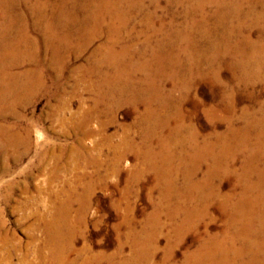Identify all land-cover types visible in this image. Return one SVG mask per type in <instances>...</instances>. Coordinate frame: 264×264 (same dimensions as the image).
Instances as JSON below:
<instances>
[{
  "label": "rangeland",
  "instance_id": "374dc122",
  "mask_svg": "<svg viewBox=\"0 0 264 264\" xmlns=\"http://www.w3.org/2000/svg\"><path fill=\"white\" fill-rule=\"evenodd\" d=\"M29 1L25 5H13L10 10L16 17L19 13L24 15L27 35L39 43L36 59L18 70L39 72L45 83L24 96L25 102L16 106L14 112L5 110L0 116V125L11 124L12 132H18L22 138L26 136L23 144L13 148L0 141V264H166L163 262L166 259L181 264L185 255L195 251L207 234L223 230L226 214L233 213L232 206L241 194L247 202L254 197L259 199L256 194L262 191L264 184L257 185V177L247 172V179L241 178L245 175L242 168L253 164H248L251 159L243 153L244 148L238 149L232 144L229 150L234 158L230 159L226 152L225 159V152H218L216 148L213 155L219 161L215 157H210L208 162L196 159L195 169L193 159L188 157L178 172L159 173L156 168L160 166L169 168L173 163L175 167L178 158L168 162L179 153L180 146L168 152L171 156L165 155L167 161L165 156L158 157L157 161L148 159L141 132L133 124L139 112L129 105L109 112L102 104L97 112L93 101L96 90L89 87L87 78L81 77L77 82L74 77L83 74L78 70L90 66L93 49L103 38L92 42L76 57L70 54L62 72L44 65L41 60L49 56L38 39L39 31L32 25L34 14L30 13L36 0ZM58 1L48 0V4L51 6ZM159 3L164 6L165 0ZM172 15L179 21L182 7L171 5L165 17ZM212 25L213 19H210L209 26ZM250 36L256 39L258 34L252 30ZM194 41L198 48H205L204 37L194 35ZM227 60L220 57L214 65L225 86L198 78L182 101V123L198 131L199 142L208 136V142L216 143L219 133L229 135V118L235 119L234 127H243L246 122L242 109L253 112L249 116H254L258 111L250 102L252 97L264 99L262 81L248 87L229 80L231 71L225 64ZM233 71L239 73L238 68ZM23 80V77L19 79V83ZM0 88L5 89V86L0 85ZM231 92L233 110L228 109L226 101ZM174 94L176 99L181 92ZM207 109H213L211 116L205 112ZM85 111H89V119L85 118ZM138 111H142L141 106ZM251 137L256 138L254 134ZM156 140L157 137L145 140L155 152L160 149ZM114 151L122 154L118 161ZM263 165L264 162H260V166ZM184 168L194 170L191 175L194 181L211 173L205 193L201 194V197L207 195L206 209H203V201L191 199L184 185ZM170 182L172 186H168ZM255 184L257 189L251 191L249 187L254 185L255 188ZM182 200L189 208L205 210V218L196 221L192 229L177 231L182 215L172 214L175 205ZM221 205L225 207L222 211ZM56 218L62 228L60 239L55 242L64 250L54 256L51 247L55 231L49 233L48 229L51 220Z\"/></svg>",
  "mask_w": 264,
  "mask_h": 264
},
{
  "label": "bare ground",
  "instance_id": "6f19581e",
  "mask_svg": "<svg viewBox=\"0 0 264 264\" xmlns=\"http://www.w3.org/2000/svg\"><path fill=\"white\" fill-rule=\"evenodd\" d=\"M20 3L25 5L30 1L0 0V85L5 86V89L0 88V116L5 110L14 112L16 106L25 102L24 96L27 97L44 82L39 72L18 70L23 65L32 64L39 45L37 39L27 35L24 15L19 13L16 17L10 11L13 5ZM171 5L182 7L179 21L175 20L174 15L168 19L165 17ZM34 6L30 11L34 14L32 25L39 31L38 39L49 56L41 60L44 65L56 67L62 72L70 54L76 57L92 42L103 38V42L93 49L90 66L78 70L83 74L74 77L77 82L81 77L87 78L89 87L96 90L93 101L97 112L100 104L109 112L122 105H129L133 111L139 112L133 124L141 132L148 159L157 161L158 157L171 156L168 152L180 146L179 153L175 152L177 155L171 156L168 162L170 164L171 160L178 158L175 167L173 163L169 168L160 166L156 168L159 173L171 175L172 171L178 172L188 157L193 159L196 169V159L207 162L210 157L217 159L213 155L216 148L218 152H225V159L226 152L230 154V159L234 158L229 150L234 144L235 148H244L243 153L246 152L247 158L251 159L248 164L253 163L242 168L245 175H241V178L247 179L246 175L250 173L257 177V185L264 184V165L260 166V162H264V99H255L249 94L252 97L250 102L258 112L252 117L249 115L253 112L242 109L246 125L239 128L234 127L235 119L229 118V135L219 133L216 143L208 142V136L202 137L203 140L199 142L198 131L182 123L181 113L182 101L198 78L225 86L219 70L214 69L220 57L228 58L225 64L231 71L229 80L248 87H253L255 82L264 83V0H165L164 6L160 5L159 0H59L51 6L48 0H36ZM158 9L161 10L160 14ZM210 19H213L211 27ZM252 30L258 34L256 39L250 36ZM194 35L206 39L204 49L198 48ZM236 68L239 73L233 71ZM22 77L24 80L21 84L19 79ZM178 91L181 95L175 99L174 93ZM231 93L227 94L229 97L226 96L229 110H233L235 104ZM139 106L142 107L141 112L138 111ZM212 111L205 110L208 116L212 115ZM84 116L89 119V111H85ZM12 126L0 125V141L13 148L23 144L26 136L22 138L18 132H12ZM252 134L256 138L252 139ZM156 137L161 149L157 152L145 143L148 138ZM121 155L116 151L114 158L118 161ZM184 169V185L191 199L203 201V209H206L207 195L201 197V194L205 193L206 181L211 173L207 172L208 176L194 181L191 177L194 170ZM168 186H172V182ZM253 187H249L251 191L257 189L256 184ZM263 190L264 186L262 191H257L259 199L251 195L252 199L248 202L241 194L239 201L232 206L233 213L226 214L223 230L213 235L207 234L195 251L185 255L181 264H264ZM175 206L172 216L182 215V221L176 226L177 231L192 229L196 221L205 218V210L189 208L185 200ZM224 209L221 205L220 210ZM49 224L48 232L55 231L54 244L52 247L49 245L52 255H61L64 247L55 242L59 238L61 224L58 218L52 219ZM163 262L175 264L169 259Z\"/></svg>",
  "mask_w": 264,
  "mask_h": 264
}]
</instances>
